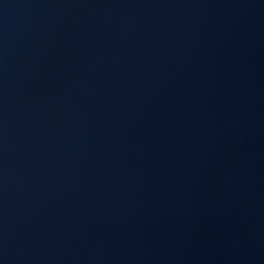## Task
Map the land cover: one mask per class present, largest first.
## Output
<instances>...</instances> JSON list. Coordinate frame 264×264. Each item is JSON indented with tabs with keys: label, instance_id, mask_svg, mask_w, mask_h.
<instances>
[{
	"label": "water",
	"instance_id": "water-1",
	"mask_svg": "<svg viewBox=\"0 0 264 264\" xmlns=\"http://www.w3.org/2000/svg\"><path fill=\"white\" fill-rule=\"evenodd\" d=\"M0 264H264V0H0Z\"/></svg>",
	"mask_w": 264,
	"mask_h": 264
}]
</instances>
